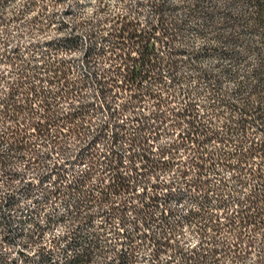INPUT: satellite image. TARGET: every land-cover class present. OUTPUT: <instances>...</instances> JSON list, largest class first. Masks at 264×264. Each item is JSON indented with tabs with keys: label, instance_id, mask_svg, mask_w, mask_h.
<instances>
[{
	"label": "trees",
	"instance_id": "trees-1",
	"mask_svg": "<svg viewBox=\"0 0 264 264\" xmlns=\"http://www.w3.org/2000/svg\"><path fill=\"white\" fill-rule=\"evenodd\" d=\"M168 11L154 3V20L141 22L134 10L107 18L108 59L119 64L114 68L92 65L95 51L88 46L81 60L84 72L76 80L69 77L72 69L59 62L35 65L51 73L37 80L56 85L53 93L32 85L22 89L29 80L11 83L0 102V116L12 123L0 142L19 151L26 147L28 130L44 141H52L51 129L57 132L55 149L50 151L63 156V163L43 176L53 177L46 193L87 196L86 206L96 207L101 217L89 240L104 237L119 246L113 252L114 264L239 262L248 255L246 247L254 243L255 233L264 240V0H226L215 11L229 30L215 37L225 48L220 54L242 63L255 56V61L243 77L246 83H237L234 100L227 97L219 78L199 72L200 79L209 81L207 90L213 98V104L203 109L192 90L177 86L185 77L177 72L180 53L174 42L179 27L174 20L167 21ZM104 34L101 40L106 39ZM63 41L73 45L76 37ZM28 96L42 98L39 111H34ZM163 133L171 140L155 144ZM67 136L80 144L71 158L60 145ZM30 151L34 162L47 158ZM178 152L185 155L182 161ZM73 161L87 168L68 174L64 165ZM222 168L231 172L230 187L222 181L215 186L206 178ZM170 172L172 177L161 179ZM182 194L194 197L196 209L173 220L170 200ZM83 219L91 222L93 216ZM184 226L193 227L198 238L191 248L179 239ZM141 249L149 252L139 261L136 252ZM165 254L168 259L162 258ZM47 255L42 252L40 260ZM254 256L263 264L264 248ZM63 259L61 264H85L89 254L83 250Z\"/></svg>",
	"mask_w": 264,
	"mask_h": 264
},
{
	"label": "rangeland",
	"instance_id": "rangeland-1",
	"mask_svg": "<svg viewBox=\"0 0 264 264\" xmlns=\"http://www.w3.org/2000/svg\"><path fill=\"white\" fill-rule=\"evenodd\" d=\"M225 1L0 0V102L5 98L8 86L17 80L30 81L25 83L22 89L32 85L31 87L37 90L45 88L53 93L56 85L37 80L47 78L51 74L43 69L39 71L35 67L44 61L59 62L71 68L69 77L76 80L78 75L84 72L81 60L88 46L94 47L95 51H93L95 54L91 55L92 65L99 68L118 66L116 61L108 59L110 50L108 39H111L104 34L110 30L107 18L134 10L135 14L137 12L140 14L141 22L145 18L154 20L152 13L154 3H160L168 8L167 21L172 19L179 27L174 42L180 53L177 72L185 78H182L177 86L180 89L192 90L196 102L202 109L209 107L213 104V98L207 90L209 81L204 82L197 76L199 72L206 71L220 79L222 89L228 92L227 97L234 100L237 97L234 93L237 83L241 82V85L246 83L243 77L254 63L255 56H250L246 63H242L220 54V49L225 48L215 37L218 34H227L229 30L221 24L215 11L222 8ZM210 11L214 13L208 16L207 13ZM90 33H96V36L90 37ZM102 34L106 39L99 38ZM68 37H76V44H65L63 40ZM102 50L105 51L104 55H98L97 52ZM226 69L230 70L224 71ZM224 72L228 75L231 73L230 76L233 77H227ZM28 97L34 111H39L42 98ZM90 101L98 104L97 99ZM19 103L23 104L21 100ZM54 103L56 104V100ZM102 114L99 117L103 120L105 117ZM11 123L7 117L5 119L0 116V137L4 136L7 131L5 127ZM51 130L49 138L52 141H44L43 137L32 135V129L28 130L26 147L19 151L9 149V145L4 141L0 142V155L3 160V164L0 163V264H61L64 260L63 255L83 250L89 254V260L85 264H114L113 252L119 249V246L115 247L104 237L89 240L92 228L99 225L101 217L96 207H88L90 202L87 201V196L82 192L65 196L46 193L52 188L53 177L43 176L47 175L54 165L63 163V156L56 151H50L55 149L58 135L57 132H53L54 129ZM62 132L65 133L66 129L64 128ZM170 140L171 137L163 133L159 135L155 144H163ZM60 145L71 158L70 155L79 151L80 144L74 137L67 136L61 140ZM97 147L101 145L97 144ZM31 149L39 155L45 153L46 160L39 163L29 159ZM177 154L178 160L182 161L185 155L182 152ZM64 168L70 174L87 166L73 161L65 164ZM175 168L176 166L173 169ZM230 173L229 170L222 168L216 173L210 172L206 178L215 186L222 181L230 187L233 183ZM172 175L173 172L164 174L161 179L166 181ZM209 198L213 200L215 195L209 194ZM169 204L175 211L173 220L185 217L190 208L196 209V201L189 194L179 195L170 200ZM89 215L93 216L91 222L83 219ZM127 215L131 217L130 213ZM75 234L79 236L75 238ZM255 234L254 243L246 247L249 253L245 258L233 263L222 260L223 264H259L254 255L263 250L264 240L259 236L260 233ZM180 235L179 239L183 246L191 248L197 244L198 238L193 232V227L184 226ZM228 240L233 242L232 237ZM242 247H245V244ZM42 252L45 255L50 253L45 261L38 259ZM148 252L149 250L141 249L136 252V257L140 261L148 256ZM163 257L168 259L166 254ZM173 263L170 261L166 264ZM137 264H143V261Z\"/></svg>",
	"mask_w": 264,
	"mask_h": 264
},
{
	"label": "built area",
	"instance_id": "built-area-1",
	"mask_svg": "<svg viewBox=\"0 0 264 264\" xmlns=\"http://www.w3.org/2000/svg\"><path fill=\"white\" fill-rule=\"evenodd\" d=\"M44 254H45V253H44ZM38 256H39V258H38V259L40 260L41 253H40ZM21 261H22V260H21Z\"/></svg>",
	"mask_w": 264,
	"mask_h": 264
}]
</instances>
